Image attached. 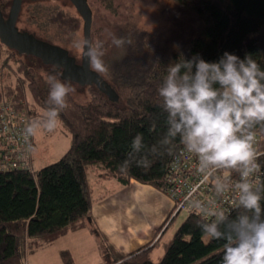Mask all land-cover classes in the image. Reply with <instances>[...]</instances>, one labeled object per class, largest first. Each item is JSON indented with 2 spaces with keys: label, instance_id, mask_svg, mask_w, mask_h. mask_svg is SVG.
<instances>
[{
  "label": "trees",
  "instance_id": "16d2710c",
  "mask_svg": "<svg viewBox=\"0 0 264 264\" xmlns=\"http://www.w3.org/2000/svg\"><path fill=\"white\" fill-rule=\"evenodd\" d=\"M39 7H31L35 24H39L41 12L43 28L79 30L78 19L70 27L62 12L52 8L39 11ZM90 7L92 42L103 44L106 71L100 74L120 99L111 102L94 86L87 87L88 103L78 102L69 93L59 123L61 131L72 139L71 148L49 166L35 170L33 165L34 175L26 170L0 174V264H25L29 252L46 248L70 232L87 228L101 236L90 222L93 204L103 199L96 198L97 184L116 181L126 187L137 181L165 193L169 165L183 149L178 141L171 152L161 148L150 155L148 166L133 162L121 171L119 165L127 158L137 133L149 147L162 139L165 114L156 88L167 63L180 52L186 58L199 54L207 61L217 60L225 51L241 58L251 53L264 66V0H171L153 23L154 29L136 26L133 0H90ZM113 37L131 40V44L117 47ZM22 56L34 58L0 44V106L10 105L29 122L47 107L48 87ZM253 131L260 136L264 170V125ZM198 219L195 214L187 216L158 261L152 253L162 235L154 245L151 242L127 254L102 238L107 244L105 253L112 258L107 264H220L223 241L206 242L196 226Z\"/></svg>",
  "mask_w": 264,
  "mask_h": 264
},
{
  "label": "clouds",
  "instance_id": "9594fccd",
  "mask_svg": "<svg viewBox=\"0 0 264 264\" xmlns=\"http://www.w3.org/2000/svg\"><path fill=\"white\" fill-rule=\"evenodd\" d=\"M71 43L83 51L90 70L106 71L101 42L75 38ZM112 43L121 47L131 40L113 37ZM62 71L59 65H52V73L46 77L47 107L24 128L26 139L37 130L52 133L57 129L66 97L73 91L70 81L60 78ZM156 95L165 114L166 131L151 147L137 133L120 170H127L133 162L148 166L150 155L161 148L171 152L177 141L195 157L196 171L211 181L217 196L232 187L227 175L220 173L235 170L239 173L234 185L236 215H229L215 201L189 197L187 203L200 217L196 226L202 234L223 241L220 264H264V184L252 179L258 167L253 130L264 125V66L251 53L241 58L225 51L217 60L207 61L199 54L186 58L180 52L167 63Z\"/></svg>",
  "mask_w": 264,
  "mask_h": 264
},
{
  "label": "rangeland",
  "instance_id": "374dc122",
  "mask_svg": "<svg viewBox=\"0 0 264 264\" xmlns=\"http://www.w3.org/2000/svg\"><path fill=\"white\" fill-rule=\"evenodd\" d=\"M170 1L171 0H133L136 14V26L154 29L153 23L161 18V10L168 7ZM38 6H40L39 11H49V8L56 9V12H59V10L61 12V10H63L62 18L64 22H66V24L69 26L71 24L74 26L73 20L78 19L79 30H77V32H72L64 28L60 29L58 26L43 28V24L41 23L44 21V19L40 14L41 12L38 13L39 24H35L36 21L32 17L31 7ZM38 6L24 5L19 27L36 34L38 37H41L44 40L49 39L48 41L66 48L69 50L72 56H75L77 59L81 60L83 51L75 49L71 43L75 38H84L83 22L78 17L76 10L69 4L64 3L49 2L41 3ZM101 13L103 14L104 10L101 11ZM63 27L66 26L63 25ZM20 59H22L28 65L34 67L40 74L41 78L44 79V82H46L47 75L52 73V68L45 66L38 59H27L23 56L20 57ZM70 83L73 87V91L70 93L75 97V99H77V101L80 103H88L90 101L88 88L77 85L73 82ZM33 139L35 143V148L33 150V165L35 170H40L59 161L72 145L71 137L65 135L61 131L59 122L58 127L54 132L48 133L43 130H37L36 134L33 135ZM93 180L94 179H92V181ZM112 182L117 183L116 181ZM108 184L112 185L111 183ZM110 185L107 187H111ZM96 186L97 193H101L106 189L102 185ZM162 199H164V196ZM154 203L156 202L155 198L151 195V191H147V189H141L138 191V195H136L134 192V228H131L134 230V240L131 241L130 245H127V243L122 244L116 239L120 244V247L126 249L127 251H131V249H136L139 247V245L143 244L142 240L145 239V241H147L150 239L148 238L146 227H155L156 223L163 221L162 214H164L163 210L158 211L161 204L159 206ZM108 206L111 209L114 208V210L118 212L120 211L119 206H121V200L117 201L114 206L113 203ZM187 216V213L181 212L177 215L175 221H173L174 219L172 216V219L166 224L164 230L158 236L159 238L162 235L161 241L153 249L152 257L155 261L160 260L165 254L166 249L169 243L172 241L176 230L187 218ZM171 221L173 222L170 225ZM123 224L125 225V223ZM131 226H133V224H131ZM117 236L113 237L116 238ZM102 238L104 237L102 236ZM102 238L95 233L91 234L87 228L70 232L46 248L29 252L26 256V264H107L112 258L107 253H105L107 250V244ZM205 241L207 242L209 239L205 237ZM155 243L156 242H154L153 245Z\"/></svg>",
  "mask_w": 264,
  "mask_h": 264
},
{
  "label": "built area",
  "instance_id": "2783aa9c",
  "mask_svg": "<svg viewBox=\"0 0 264 264\" xmlns=\"http://www.w3.org/2000/svg\"><path fill=\"white\" fill-rule=\"evenodd\" d=\"M27 124L28 120L24 114L15 111L8 104L0 106V174L26 170L34 175L33 150L35 144L33 136L25 138L24 128ZM254 149L256 152L255 162L258 167L252 179L254 183L261 184L264 170L260 164V158L263 154L260 150V136L256 134ZM196 166L195 157L186 152L184 148L172 158L164 188L165 194L174 204L172 216L174 217L181 212L198 216L187 203L189 197L204 202L215 201L218 207H222L231 215L236 209L234 185L239 180V173L235 170H225L220 173V175H227L232 187L222 195L217 196L211 181H205L196 171Z\"/></svg>",
  "mask_w": 264,
  "mask_h": 264
},
{
  "label": "water",
  "instance_id": "95a60500",
  "mask_svg": "<svg viewBox=\"0 0 264 264\" xmlns=\"http://www.w3.org/2000/svg\"><path fill=\"white\" fill-rule=\"evenodd\" d=\"M24 0H13L8 20L5 21L0 8V39L2 44L20 55L39 59L47 66L59 65L63 71L60 78L84 87H96L105 94L111 102H118L120 97L116 90L95 71L90 70L88 60L82 53L80 63L66 48L39 39L34 34L22 32L17 27V21L22 11ZM46 1V0H30ZM84 20L83 36L92 41L91 30L93 12L87 0H70Z\"/></svg>",
  "mask_w": 264,
  "mask_h": 264
},
{
  "label": "crops",
  "instance_id": "0c3cea01",
  "mask_svg": "<svg viewBox=\"0 0 264 264\" xmlns=\"http://www.w3.org/2000/svg\"><path fill=\"white\" fill-rule=\"evenodd\" d=\"M108 183H111L112 185ZM97 185L98 186L102 185L106 189L101 193H97L96 190L97 186L95 187L96 198H103V199L98 200L93 204L92 219H90V222L94 223L96 229L98 230L101 236L89 230L91 234L95 233L101 238L103 236L110 247L125 254L131 253L134 250L148 243L151 242L154 243L161 237L160 236L158 238V236L161 234V233L158 234V232L160 228L164 225L167 218L172 214L174 209L173 202L165 193L148 185L141 184L137 181H132L131 184L126 187L121 186L118 182L113 183L112 181H106L104 183ZM108 185H110L111 187H107ZM141 189H147V191H151V195L155 198V202H156L154 204L159 206L161 204L158 211L159 210L164 211V214H162L163 221H161L163 223L161 222L156 223L155 227H151V226L149 228L146 227V230L148 232V238L150 239L147 241H145V239L142 240L143 244L139 245L138 248L131 249V251H127L126 249L120 247L118 241L122 244L127 243V245H130L131 241L134 240V230L131 229L134 228V192L136 195H138V191H140ZM163 196L164 199H162ZM119 200H121V206H119L120 211L116 212L114 208L112 209L109 208L108 205L113 203L114 206V204H116L117 201ZM123 223H125V225ZM131 224H133V226H131ZM113 236H117V237L114 238Z\"/></svg>",
  "mask_w": 264,
  "mask_h": 264
},
{
  "label": "flooded vegetation",
  "instance_id": "af4514ba",
  "mask_svg": "<svg viewBox=\"0 0 264 264\" xmlns=\"http://www.w3.org/2000/svg\"><path fill=\"white\" fill-rule=\"evenodd\" d=\"M89 5H90V0H87ZM49 2H54V3H64V4H69L70 6H72L75 10H76V13L78 15L79 18L82 19L83 21V28H84V20L82 18V16L80 15V13L78 12V10L76 9V7L74 6V4L70 1V0H46V1H30V0H24L23 1V5H22V10H23V7L24 5H33V6H38L39 4L41 3H49ZM12 4H13V0H0V8H1V11L3 13V16H4V19L5 21L8 20V17H9V13H10V10H11V7H12ZM63 10H61L62 12ZM60 12V10H59ZM21 14H22V11L20 13V16L18 18V21H17V27L19 28L20 31L22 32H29V33H32L30 31H27V30H24V29H21L19 27V23H20V19H21ZM34 34V33H32ZM37 38L39 39H42L41 37H38L36 34H34ZM44 40V39H43ZM47 41V40H46ZM0 44L1 45H4L2 44L1 42V39H0ZM54 44V43H53ZM57 45V44H56ZM5 46V45H4ZM60 46V45H59ZM7 47V46H6ZM8 48V47H7ZM83 53V52H82ZM82 58V56H81ZM77 61L80 63L81 60L77 59Z\"/></svg>",
  "mask_w": 264,
  "mask_h": 264
}]
</instances>
